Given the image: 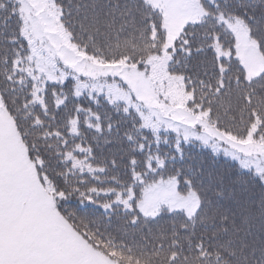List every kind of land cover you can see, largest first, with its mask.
<instances>
[{"label":"snow or ice","instance_id":"6c2138e0","mask_svg":"<svg viewBox=\"0 0 264 264\" xmlns=\"http://www.w3.org/2000/svg\"><path fill=\"white\" fill-rule=\"evenodd\" d=\"M0 264H264V0H0Z\"/></svg>","mask_w":264,"mask_h":264},{"label":"trees","instance_id":"16d2710c","mask_svg":"<svg viewBox=\"0 0 264 264\" xmlns=\"http://www.w3.org/2000/svg\"><path fill=\"white\" fill-rule=\"evenodd\" d=\"M205 151H207V150H205ZM200 152H201V150H200L199 148L195 149V153H200ZM220 159H221V161H223V160H225L226 158H224V157H220Z\"/></svg>","mask_w":264,"mask_h":264}]
</instances>
